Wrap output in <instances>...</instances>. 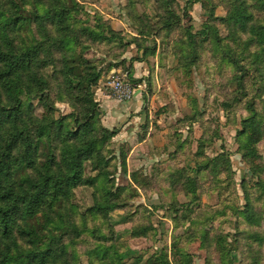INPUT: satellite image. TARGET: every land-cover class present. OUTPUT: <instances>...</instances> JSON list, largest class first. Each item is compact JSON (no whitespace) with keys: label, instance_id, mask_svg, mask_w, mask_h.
<instances>
[{"label":"trees","instance_id":"16d2710c","mask_svg":"<svg viewBox=\"0 0 264 264\" xmlns=\"http://www.w3.org/2000/svg\"><path fill=\"white\" fill-rule=\"evenodd\" d=\"M157 3L163 16L158 17L156 24H150L144 16L133 19L140 37H151L160 30L170 32L179 23L180 18L171 10L172 0ZM227 5L226 17L216 18L211 12L209 20L219 21L228 30L234 50L230 46L224 49L214 25L206 23L198 33L188 27L185 39L179 43L180 66L184 72H191L199 60L198 44L210 38L220 59L234 70L232 81L241 95L235 102L248 96L245 86L251 82L253 97L247 109L252 116L241 122L238 151L256 179L255 186L264 193V169L257 164L259 156L254 148L264 133V102L259 104V110L254 103V98L264 95L257 79L263 81L264 77V24L254 22V10L264 15V0H230ZM81 12L87 16L75 0H0V264H82L75 247L83 235L93 242L82 254L89 264H126L124 254L113 242L107 216L126 209L128 196L148 189L152 179L140 180L138 173L132 172L129 190L116 185L118 162L114 167L110 164L113 168L107 165L113 154L108 144L119 130H109L101 124L92 89L101 78L102 69L97 60L87 58L83 51L87 45L120 44L122 39L100 16L94 17L93 26L87 24V19L82 22L78 19ZM133 41L138 42L136 38ZM250 47L259 50L250 55V67L245 68L242 58L239 60L241 56H234ZM51 96L66 104L71 113L52 119L50 115L56 108ZM34 103L42 107L41 116L35 115ZM118 159L125 172L122 151ZM221 164L230 167L225 155L198 164L195 173L215 176L222 172ZM85 165L95 174L85 176ZM162 181L170 197H162L167 200L158 209L165 211L174 228L186 221L190 226L196 225V219L189 216L195 213L190 208L199 201L198 180L189 176L186 169H176L164 172ZM80 187L93 190V204L83 212L74 203L75 190ZM51 189L54 201L48 205ZM242 191L245 204L235 209V215L256 225L260 218L254 214L245 182ZM178 195L188 201L179 203ZM198 216L199 213L195 217ZM88 219L100 221V226H90ZM101 227H106L108 234ZM149 231L154 230L134 228L133 235L145 237ZM199 239L204 247L213 243L219 264L235 263L234 255L239 251L236 234H210L201 229ZM245 239L264 242L258 234ZM176 253L181 264H191L189 255ZM134 264H139V260ZM146 264L173 263L162 253Z\"/></svg>","mask_w":264,"mask_h":264},{"label":"rangeland","instance_id":"374dc122","mask_svg":"<svg viewBox=\"0 0 264 264\" xmlns=\"http://www.w3.org/2000/svg\"><path fill=\"white\" fill-rule=\"evenodd\" d=\"M75 1L87 14L81 12L78 19L82 22L87 19V24L93 26L94 17L100 16L122 39L120 44L117 41L112 44L97 43L91 47L87 45L83 51L87 58L97 60L98 67L102 69L101 78L92 89L101 124L109 130H119L108 144V150L113 154L107 165L113 168L118 162L115 180L116 185L121 187L132 186V172H137L140 180L152 179L148 189L128 196L126 209L116 210L107 216L108 226L113 231V242L124 254L126 264H134L138 260L139 264H146L150 258L162 253L173 264H181V257L176 252L189 255L191 264H219L213 243L201 246V229L210 234L216 231L236 234L239 251L234 255V264H264V242L257 244L245 239V236L253 234L264 237V193L255 186L256 179L242 160L237 140L241 122L252 116L247 109L253 97L252 84L249 82L245 86L248 96L235 102V98L241 95L232 81L234 70L220 59L210 38L198 44L199 60L191 72H184L179 60V43L185 39L188 27L192 33H198L204 24H212L224 49L232 46L228 30L219 21L209 20L211 12L216 18L226 17L230 0H172L171 10L180 18L179 23L174 30H160L151 37H140L132 23L133 19L144 16L150 24H156L158 17L163 16L157 0ZM254 12V22L264 24V15ZM135 38L138 40L136 43L133 41ZM258 50L250 47L234 58L241 56V65L249 68L250 55ZM113 74L129 76L131 79H128L139 83L142 89L135 92L129 101L116 102L106 86ZM257 79L258 85L264 88V77L263 81L259 77ZM51 101L56 108L50 115L52 119L71 113L69 107L59 102L56 96H51ZM261 102H264V95L261 99L254 98L258 110ZM226 104L230 106L225 107ZM34 105L35 115L41 116L42 107ZM254 148L259 156L257 164L264 169V133L257 138ZM120 151L125 156V172L119 166ZM217 155H225L230 167L221 164L222 172L215 176L208 173L196 175L198 164ZM176 169H186L189 176L199 182V201L192 205L190 210L195 213L189 216L196 219V225L190 226L186 221L174 228L165 211L158 209L162 202L166 203L167 199L162 197H170L167 185L162 181L163 173ZM94 174L85 165L84 175ZM261 178L264 181L263 171ZM243 182L247 186L254 214L260 218L256 225L247 224L242 217L235 215V209L245 204ZM92 194L93 190L88 187L75 190L74 203L81 212L92 206ZM176 199L179 203L188 201L183 195H178ZM53 201L54 190L51 189L46 202L51 205ZM196 212L198 217H195ZM210 213L215 214L213 219L203 222L211 217ZM128 217H131L130 221ZM87 223L100 226V221L91 222L88 219ZM144 226L154 231H149L145 237L133 235L134 228ZM101 229L108 234L106 227ZM91 245V239L87 240V235H83L75 247L82 264H89L82 254Z\"/></svg>","mask_w":264,"mask_h":264},{"label":"built area","instance_id":"2783aa9c","mask_svg":"<svg viewBox=\"0 0 264 264\" xmlns=\"http://www.w3.org/2000/svg\"><path fill=\"white\" fill-rule=\"evenodd\" d=\"M106 86L110 90L112 99L118 103L131 100L135 92L142 89L139 83H133L127 76L119 77L114 74L108 78Z\"/></svg>","mask_w":264,"mask_h":264},{"label":"crops","instance_id":"0c3cea01","mask_svg":"<svg viewBox=\"0 0 264 264\" xmlns=\"http://www.w3.org/2000/svg\"><path fill=\"white\" fill-rule=\"evenodd\" d=\"M112 24H114V23H112Z\"/></svg>","mask_w":264,"mask_h":264}]
</instances>
